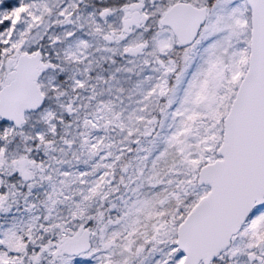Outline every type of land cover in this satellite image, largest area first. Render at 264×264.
Wrapping results in <instances>:
<instances>
[{"label":"snow or ice","instance_id":"obj_1","mask_svg":"<svg viewBox=\"0 0 264 264\" xmlns=\"http://www.w3.org/2000/svg\"><path fill=\"white\" fill-rule=\"evenodd\" d=\"M0 264H264V0H0Z\"/></svg>","mask_w":264,"mask_h":264}]
</instances>
